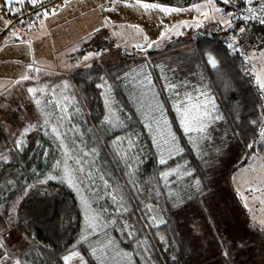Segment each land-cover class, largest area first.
Returning <instances> with one entry per match:
<instances>
[{
  "label": "trees",
  "instance_id": "trees-1",
  "mask_svg": "<svg viewBox=\"0 0 264 264\" xmlns=\"http://www.w3.org/2000/svg\"><path fill=\"white\" fill-rule=\"evenodd\" d=\"M145 1L183 6L198 0ZM225 6L230 11L240 13L242 0ZM22 7L26 11L21 16L31 10L27 5ZM240 22H235L237 29ZM210 30L197 33L191 39L177 40L168 47L150 50L142 56L133 55L120 64H95L88 68H78L61 77L63 80L68 79L65 81L70 84V93L74 94L79 108L74 107L75 111L70 103L59 105L57 102V121L61 115L60 106H66V114L71 117L67 119L71 121L67 136L77 137L78 133L73 134L76 132L75 122L82 128L85 126L98 138L97 145L103 148L109 164H106L108 167L104 170L102 159L97 158L87 166L82 165L92 175L88 177L81 174L83 179L79 181H84L80 183V192L75 193L56 181L41 183L32 173L36 157H40V152L44 150L46 164L60 162V169L53 168L51 173L55 174L51 176L64 177L61 168L65 156L58 147L57 154L53 152L56 142L51 137L45 133H36L29 146L23 145L18 150L14 145L8 153L9 160L0 159V241L4 244V248L0 249V257L6 254L11 258L7 261L0 259V264H14L17 258L22 264H63V257L72 250L78 251L86 264H101L88 246L92 241L84 239L86 225L83 222L82 199L88 201L92 212L99 215V222L103 225L97 229L98 233L93 238L107 241L109 237L113 242L110 249L105 250L110 252L105 256L106 261L111 260L107 264H114L125 253L128 262L121 261L122 264L238 262L241 257L240 245L230 244L228 233L219 230L220 222L225 225V217H216L206 197L213 193L216 188L213 181L221 175V155L231 151L241 159L251 154V145L260 138V130L264 128V96L244 57L239 53L233 54L227 48L228 36ZM210 55L217 61L216 68L208 61ZM167 82L176 84L178 91L183 93L201 89L214 100L222 119L216 120L211 128L212 140L209 146L214 149L210 159L215 158L213 162H202L188 135L184 133ZM149 85L156 89L159 106L156 114L144 115L138 103L139 92ZM106 89L110 94L109 102L118 112L119 123L116 126L107 123ZM80 116L87 125L81 124L83 120ZM157 121L167 122V127L171 129L182 150L163 165L159 163L160 153L152 135V129L155 130L161 124ZM149 123L151 128L148 127ZM119 135L131 139L134 145L130 153L132 156H119L113 149L112 143ZM8 141L0 115V156ZM32 154L35 157L33 160L30 156ZM183 162L199 180L201 190L191 189L187 193V200L179 203L169 197L162 175L167 169ZM246 162L245 158L236 163L227 176ZM131 170L134 182H130L125 174ZM105 171L115 175L110 186H105L101 179ZM112 195L117 196V201L111 199ZM120 197H123V203L128 209L126 212L120 207ZM145 203L152 204L155 212L146 213L143 207ZM43 205H47L46 211H40ZM197 214H200L198 217L202 215V223H191L185 230L184 221L188 216ZM152 215H157L159 220L153 222ZM160 220L164 222L160 223ZM205 222L211 230L208 237L199 232ZM125 223L133 226V236L127 235L123 228ZM249 230L261 242V248H254L260 252L259 259L264 264V231L251 224ZM97 255H100L99 251Z\"/></svg>",
  "mask_w": 264,
  "mask_h": 264
},
{
  "label": "rangeland",
  "instance_id": "rangeland-1",
  "mask_svg": "<svg viewBox=\"0 0 264 264\" xmlns=\"http://www.w3.org/2000/svg\"><path fill=\"white\" fill-rule=\"evenodd\" d=\"M70 1L73 0H66L65 4L54 15L41 19H37L36 17L31 18L30 20L34 25L31 28L26 27L22 23H18V19H21V17L18 18L15 15H9L0 8V17H2L0 19V115L9 138V141L3 148L1 156L8 158L7 161L10 158L8 156L10 149L16 145L14 141L19 138L22 129L29 123L36 124L37 127L29 131V134L24 138L25 142L23 145L28 144L29 146V143L34 141L33 135L35 136L36 133L38 135L47 133L56 142V147H54L53 152L57 154L58 147L64 153V148L60 145L59 141L53 138L50 127L56 125L58 122L57 102L59 105L70 103L75 111L76 108H79L76 105L74 94L70 93V84L65 81L68 79H61V77L69 74L71 71L78 68H88L95 64L102 66L107 64H120L133 55L142 56L150 50L167 47L177 40L191 39L197 33L205 32L208 29H211L210 32L216 30L217 32L225 33L229 35L228 39L231 38L233 32V30L222 28L215 21L204 20L200 13L195 11V6L205 5L207 0H198L183 6L163 5L184 9V11L172 13L171 15H166L157 10L145 14L144 10L139 7L124 6L123 0H121V3H115L113 0H83L85 1V4L83 3L84 5L70 7L67 11L66 8ZM127 2L135 4L136 0H127ZM145 2L152 3L151 1ZM2 4L3 0H0V5ZM215 4L217 7L223 9L225 13L235 12L228 10L218 0H215ZM102 5L103 7H101ZM61 9L64 12L58 15ZM216 15L220 16L221 14L218 13ZM197 20L204 21L202 27L196 28L194 26ZM5 21H11L12 27L18 30L19 40L12 35L9 28L5 27ZM185 23L190 26L187 28L181 27L180 32L182 34H174L176 26ZM167 29H172L173 31L167 32L168 38L161 39L162 34ZM148 43H152L151 48L147 47ZM65 44H70L68 50L75 52L69 58L63 54L60 56L57 55V51L63 48ZM261 51L262 48L260 47L250 54L255 53V58L252 63H248L249 70L252 74L254 68L258 71L261 67H264V58L260 57ZM96 53L99 55H92ZM85 55H89L90 59L85 61L83 59ZM25 74L31 77L27 81L21 79ZM16 81H20V83H16ZM169 84L170 82H167L166 85L170 96L174 98L175 105L178 103V98H183L186 93L198 96L201 92H204L200 89L195 92L194 90H188L183 93V91H178L176 84L174 85L177 91L176 89H170L168 87ZM30 87L38 89L35 98L27 92V89ZM41 89L44 91H39ZM262 93L264 96V91ZM104 94L105 98L106 96L110 97L107 89L104 91ZM139 96L138 103L142 107L143 114H156L159 106L156 98L158 97L156 89L152 85H149L139 92ZM35 99L41 100V107L35 104ZM147 106L148 108H146ZM80 113L77 114L80 115ZM106 114L107 121H111V123L107 122L110 126H116L119 123L117 118L118 112L110 102L106 103ZM45 115L51 123L48 126L42 127L41 124H37V121H41L42 123ZM81 116L79 117L83 120L81 124L85 123L87 125ZM69 123L71 121L67 119L61 123V132H67L69 134L67 130L70 128ZM214 123L215 121L209 126L210 129H207L208 139H199L197 143H193L190 140L200 160L204 163L210 161L211 153L214 151L209 146L212 140L211 128L215 125ZM79 125L76 122L74 124L75 130L80 127L79 132L76 131L73 133H78L76 138L73 136H70V138L66 136L64 138V143L68 146L70 153H72L71 159L66 160L65 158L64 160L73 169L74 178H77V185L72 186L64 177L57 178V175H55L56 179H48L51 174H55V172H51L53 168H56V164H46V152L44 150L40 152V157H36L32 167V173L37 178L36 180L39 182L46 181L45 183L56 181L75 193H79L80 183L84 180L79 181L83 179L81 176L82 172H77L75 171L76 169L82 165L87 166L90 162H95L98 160L97 158L102 159L101 162L104 165V170L108 167H106V164H109V158L105 155L103 148L97 145L98 138L88 128L85 126L82 128ZM161 126L162 123L155 130L152 129L156 147L159 139L157 129ZM114 129L117 128L115 127ZM165 130L170 131L173 135L169 127ZM70 139L73 140L71 141ZM176 144L179 147L177 140ZM133 146L131 139L125 135L115 137L112 143L113 149L119 156H125V154H129V157L132 156L130 153ZM92 149H95V154H92ZM157 150L159 153L162 151L159 147H157ZM180 152L175 154H180ZM252 152L250 162L246 165L245 163L242 164L229 176H227L229 170L236 163L242 162L246 157L238 159L235 153L233 154L231 151L225 155H221L219 164V168L221 169L222 167L221 175L213 181L215 183L214 186H216L213 193L206 197V202L214 210L217 215L216 217L221 219L225 217V225H222L220 222L218 225L219 230L228 233V242L230 244L240 245L241 257L236 264H262L260 261V252H257V248H254H261V242L258 240L256 234L249 230V224L257 225L264 231V225L260 224V220L264 219V203H261V201H264V194L260 191L249 192L248 189L259 187L264 190V183H262L264 181V138L260 136L252 144ZM84 153H89V155H84ZM30 156L32 158L34 155L32 154ZM77 159L82 161V165L75 162ZM214 160L215 158L210 162ZM64 166L61 168L62 170ZM185 166L191 171V176H171L168 178L167 184H165L162 178L163 185L166 187L169 197L179 203L187 200V193L191 189L195 191L201 190L200 182L198 186L196 185V181L199 180L193 176V171L188 168L185 162L169 168L166 171L179 168L183 172ZM105 172L102 173L101 177H103V180L107 179L108 185L110 186L115 175H112L109 171ZM132 172V170L129 173L125 172L130 182H134L135 179ZM117 191L119 192V190ZM245 203H247L248 207H245ZM47 208V205H43V209L40 211H46ZM83 212V222L84 226L86 225L84 233L88 234V241H92L88 246L91 251L93 248H103L108 243L109 237L107 241L99 237H97L98 239H94L93 237H96L98 231L93 232L87 225L88 217L95 215L91 208L86 210L85 205ZM198 215L200 214L191 215L192 218H189L191 216L187 217L184 221L185 230H187V225H191V223H202V215L199 217ZM199 232H202L207 237L210 236L209 233H211V230L206 222L201 226ZM110 261H106L105 257V264L110 263ZM121 261L122 263L128 262L125 255L122 259L114 262V264H119Z\"/></svg>",
  "mask_w": 264,
  "mask_h": 264
},
{
  "label": "snow or ice",
  "instance_id": "snow-or-ice-1",
  "mask_svg": "<svg viewBox=\"0 0 264 264\" xmlns=\"http://www.w3.org/2000/svg\"><path fill=\"white\" fill-rule=\"evenodd\" d=\"M115 3H121V0H113ZM223 4L229 5L232 3V0H222ZM27 5L28 8H30L32 11L29 14L30 16H35L37 19H41L46 16L54 15L55 14V5L52 9H49L47 7V0H3V4L0 5V8H2L5 12H7L9 15H15L18 18L21 17L22 13L26 11V9L22 6ZM123 5L126 7H139L144 10L145 14L150 13L153 10H157L159 12H162L166 15H171L172 13H179L181 11H184V9L181 8H175L170 6H162L159 3H149L145 2V0H136L135 4H130L127 2V0H123ZM103 7V5L101 6ZM114 10V9H113ZM195 11L200 13V15L204 18V20L208 21H215L218 23L222 28L233 30L231 41L227 43V48L231 49L233 51V54L239 53L241 56L244 57L246 63H252L253 59L255 58V53L252 55H248V52L246 49L249 47H255L257 45V41L255 38L248 36V24L250 22H255L261 26H264V0H242V8L240 13H225L223 9L220 7H217L215 4V0H207L205 5H197L195 6ZM221 14L220 16H217L216 14ZM2 19V17H0ZM236 20L242 21L241 25L237 29L235 26ZM202 20H197L195 23L196 28H200L203 26ZM5 27L9 28L11 30V33L13 36H15L18 40L20 39L18 35V30L14 29L12 27L11 21H5ZM18 23L24 24L26 27L31 28L33 27L32 21L25 17L23 19H18ZM190 25L187 23L176 26L174 34H182L180 32V28H187ZM99 31V29H97ZM173 31L172 29H167L165 33L162 34L161 39L168 38L167 32ZM260 47L262 48V51L260 53V57L264 58V36L260 38ZM143 47V46H141ZM148 48L152 47V43L147 44ZM92 55H99L98 53L92 54ZM85 61L90 59L89 55H85L83 57ZM208 61L211 64L213 68L217 67V61L214 57L211 55L208 57ZM90 66V65H89ZM39 71V69H37ZM253 75L255 77L256 84L258 88L261 91H264V67H261L258 71L253 70ZM31 77L27 74L22 76V80L27 81ZM16 83H20V81H16ZM149 84H151V81H148ZM103 87V85H100ZM67 87V85H65ZM168 87L172 90L176 89V86L174 84H169ZM39 91H44L43 89ZM27 92L32 95L33 98L36 97L38 89L37 88H28ZM109 97L106 96L105 100L106 103L109 102ZM35 104L38 107H41V100L35 99ZM176 112L179 115V122L180 125L183 128V131L186 135L189 136V139L193 143H197L199 139H208L209 136L207 135V129L209 126L216 120L222 119V117L218 114L216 110V105L214 100L207 95L205 92H201L198 96H193L191 94H185L183 98H178V103L175 105ZM41 111L43 112V109L41 108ZM78 111V109H77ZM60 112L61 115L59 117V121L56 125L50 127V132L53 135V138L58 140L60 145L64 148V155L66 160L71 159L72 153L68 150V146L64 143V138L67 136V132H61L60 126L61 123L65 119H71V117L67 116V108L66 106H60ZM108 123H111L110 120L107 121ZM50 121L47 118V116H44V119L41 123V121H37V124H41V126H48L50 125ZM157 123H161L160 121H157ZM36 124L29 123L25 128L22 129V132L19 136V138L14 141V143L17 146V149L19 150L23 144H24V138L29 134V131L36 128ZM149 128L152 127L151 123L148 125ZM167 128V122H163L162 126L157 129V135L159 137L157 142V147L161 148L162 151L160 152V159L159 163L161 165L165 164L168 159L172 158L175 153H179L182 151L176 144V137L171 134L170 131H166ZM78 131V129H76ZM47 134V133H45ZM195 136V138H194ZM260 136L261 138H264V128L260 130ZM92 154H95V149H92ZM84 155H89V153H84ZM126 155V154H125ZM0 159L7 160L6 157L0 156ZM66 160L64 162L65 166L63 168V174L64 179L67 180V182L72 185H77V178H74L73 175V169L70 165L66 163ZM78 164L82 165V161L77 159L75 161ZM131 167V165H129ZM56 168L60 169V162L56 164ZM75 171L84 173L85 176L91 177L92 173L91 171H85V169L81 166ZM191 176L192 173L190 170L187 169L185 166L184 171L181 172L179 168L172 169L170 171L163 172V179L165 181V184L168 183V178L171 176ZM49 180L56 179L55 176H49ZM103 179V177H101ZM41 183H45L46 181H40ZM11 183V181L9 182ZM264 183V181H262ZM104 185L108 186L107 180H104ZM196 185H199V181H196ZM133 187H135V184H133ZM139 191V189H137ZM249 192H256L260 191L262 194H264V190L261 188H250L248 189ZM242 195V194H241ZM243 198V195H242ZM111 199L113 201H117V196L112 195ZM82 203H84L86 210H89L91 208V205L88 203L86 199H82ZM120 207L123 211H127L126 205L123 203V197H120ZM261 203H264V201H261ZM146 213L152 214L155 212V208L150 203H145L143 205ZM245 207H248L247 203H245ZM99 215L88 217V228L91 229L93 232H95L98 228L102 227L103 225L99 222ZM151 219L153 222H156L159 220V217L157 215H152ZM164 221L160 220V223H163ZM114 223V222H113ZM260 224L264 225V219L260 220ZM157 226H159L157 224ZM132 225L125 223L123 225V228L127 231L128 236H133L134 231L132 230ZM84 239H88V234L86 233L84 236ZM113 242L111 240L108 241V243L100 249L93 248L92 249V255L98 259L101 264H104L105 256L109 255L110 252L105 251V249H110ZM4 248V244L2 241H0V249ZM100 252V255H97V252ZM125 256L127 253L124 254ZM0 259H3L5 261L10 260L11 258L8 255H3L0 257ZM14 264H22L20 259H15ZM63 264H86L84 262V257L81 256V254L76 251L72 250L70 254L65 255L63 257Z\"/></svg>",
  "mask_w": 264,
  "mask_h": 264
},
{
  "label": "built area",
  "instance_id": "built-area-1",
  "mask_svg": "<svg viewBox=\"0 0 264 264\" xmlns=\"http://www.w3.org/2000/svg\"><path fill=\"white\" fill-rule=\"evenodd\" d=\"M66 0H47V7L49 9H52L53 6L55 5V12H57L60 7H62L65 4ZM222 2V0H219ZM238 1L240 0H232V3L229 5H233L236 4ZM32 10H30L28 13H26L25 15L21 16V19L28 17L29 19H31L33 16H30L29 14L31 13ZM248 36L253 37L256 39L257 41V45L255 47H249L248 49H246V51L248 52V55H250L255 49L260 48V38L262 36H264V26H261L255 22H250L248 24Z\"/></svg>",
  "mask_w": 264,
  "mask_h": 264
},
{
  "label": "crops",
  "instance_id": "crops-1",
  "mask_svg": "<svg viewBox=\"0 0 264 264\" xmlns=\"http://www.w3.org/2000/svg\"><path fill=\"white\" fill-rule=\"evenodd\" d=\"M84 2H85V1H83V0H82V1H81V0H80V1H79V0H73V1H70L66 9H67V11H68L70 7L72 8V7H75V6L77 7V6H80V5L82 6V5L85 4ZM83 3H84V4H83ZM152 3H159V4H161L162 6H163V5H166L165 3H160V2H152ZM66 9H65V10H66ZM62 12H64V10L62 11V9H61V11L58 13V15L61 14ZM34 17H35V16H34ZM208 30H209V29H208ZM227 36H229V35H227ZM86 37H87V36H86ZM228 38H229V37H228ZM84 40H85V39H84ZM82 41H83V40H82ZM230 41H231V38L229 39V42H230ZM69 45H70V44H65V46H64L63 48H61L60 50L57 51V55L60 56L61 54H63V55H65V56H67L68 58H69V56H71L72 54L74 55L75 52H72V51H69V50H68ZM167 47H168V46H167ZM163 48H165V47H163ZM57 60H58V57H57ZM251 148H252V145H251ZM252 153H253V152H251V154H250L249 156L246 157V158H247V163H245V165L248 164V163L250 162V158H251ZM248 157H249V158H248Z\"/></svg>",
  "mask_w": 264,
  "mask_h": 264
}]
</instances>
